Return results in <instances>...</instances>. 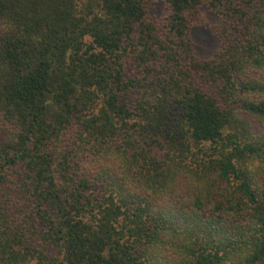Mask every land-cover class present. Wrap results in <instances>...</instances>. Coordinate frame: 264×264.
<instances>
[{
    "label": "trees",
    "instance_id": "obj_1",
    "mask_svg": "<svg viewBox=\"0 0 264 264\" xmlns=\"http://www.w3.org/2000/svg\"><path fill=\"white\" fill-rule=\"evenodd\" d=\"M162 1L0 0V264H264V0Z\"/></svg>",
    "mask_w": 264,
    "mask_h": 264
},
{
    "label": "rangeland",
    "instance_id": "obj_2",
    "mask_svg": "<svg viewBox=\"0 0 264 264\" xmlns=\"http://www.w3.org/2000/svg\"><path fill=\"white\" fill-rule=\"evenodd\" d=\"M150 10L153 15L163 17L167 15L168 8L162 0H149ZM214 16L209 15V24L206 27H195L191 30V35L195 44V51L201 59L213 57L218 49V40L214 34L212 26L215 24Z\"/></svg>",
    "mask_w": 264,
    "mask_h": 264
}]
</instances>
